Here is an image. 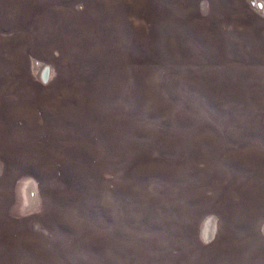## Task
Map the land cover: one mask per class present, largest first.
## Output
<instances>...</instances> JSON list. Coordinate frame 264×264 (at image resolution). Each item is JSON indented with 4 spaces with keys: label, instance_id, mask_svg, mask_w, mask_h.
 Segmentation results:
<instances>
[{
    "label": "rangeland",
    "instance_id": "rangeland-1",
    "mask_svg": "<svg viewBox=\"0 0 264 264\" xmlns=\"http://www.w3.org/2000/svg\"><path fill=\"white\" fill-rule=\"evenodd\" d=\"M0 264H264V0H0Z\"/></svg>",
    "mask_w": 264,
    "mask_h": 264
},
{
    "label": "water",
    "instance_id": "water-1",
    "mask_svg": "<svg viewBox=\"0 0 264 264\" xmlns=\"http://www.w3.org/2000/svg\"><path fill=\"white\" fill-rule=\"evenodd\" d=\"M48 76H49V67L47 65H42L38 72H37V80L41 83V84H45L48 80Z\"/></svg>",
    "mask_w": 264,
    "mask_h": 264
}]
</instances>
